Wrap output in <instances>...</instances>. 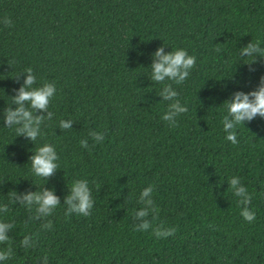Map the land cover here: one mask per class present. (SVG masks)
I'll use <instances>...</instances> for the list:
<instances>
[{
    "label": "trees",
    "instance_id": "trees-1",
    "mask_svg": "<svg viewBox=\"0 0 264 264\" xmlns=\"http://www.w3.org/2000/svg\"><path fill=\"white\" fill-rule=\"evenodd\" d=\"M257 40L264 50V0H0V206L9 209L0 221L14 225L0 244L12 257L0 264H46L45 254L48 264H264V118L237 126L235 145L222 125L225 101L261 85L264 56L241 55ZM160 47L196 57L182 84L151 79ZM27 68L33 87H56L52 120L33 113L44 117L35 142L5 123ZM167 85L188 108L175 127L162 119L175 102L160 95ZM61 120L71 126L62 129ZM45 143L59 157L47 180L30 168ZM232 177L252 196L251 223L240 215ZM78 179L91 189V214L65 217ZM44 190L60 201L47 218L32 220L35 206L10 202V193ZM145 222L148 231H134ZM160 225L177 231L157 239ZM25 235L34 247H21Z\"/></svg>",
    "mask_w": 264,
    "mask_h": 264
},
{
    "label": "clouds",
    "instance_id": "clouds-1",
    "mask_svg": "<svg viewBox=\"0 0 264 264\" xmlns=\"http://www.w3.org/2000/svg\"><path fill=\"white\" fill-rule=\"evenodd\" d=\"M6 27H11V20L9 18L4 19ZM260 41H253L248 44L247 47L242 49L241 55L253 59L254 53H259L264 56V50L259 48ZM220 46L216 47V51H220ZM196 64V57L191 56L184 49H176L169 54H164V48L160 47L153 58L151 65V79L156 83L172 81L177 85L182 84L190 75L191 70ZM28 73L24 86L19 89L17 94L12 98V103L17 105L15 111L10 108L5 112V123L11 128L13 125H20L15 129L16 135H23L35 142L41 137L40 125L44 121L42 116H34L35 111H48L49 104L56 93V87L53 83L45 82L40 87H33L36 84V76L33 74L31 68L25 69ZM164 97V100L175 102L168 106L167 112L162 116V119L168 122L171 126H176V117L186 113L188 108L181 106L178 97V92L173 91L171 85L164 87L163 92L160 93ZM25 103L30 105L29 108H25ZM225 109V115L222 118V125L224 133H227L225 139L230 141L233 145L237 144V135L235 129L237 126L245 122H251L257 116L264 118V77L261 78V85L258 90L244 94L243 92H237L234 94L230 101H225L223 105ZM53 113L48 111V120H52ZM59 126L62 129H68L71 126V120L65 122L61 120ZM92 139L96 143H102L104 135L101 133H92ZM81 147H86V141H80ZM59 157L54 146L45 143L43 146L36 148L35 154L30 157L31 172L35 177L47 180V178L54 175L58 168ZM231 189L234 191V195L241 199L238 200V205L241 207L240 215L243 219L251 223L255 220V212L250 210L249 205L252 202V196L248 193L244 187H239V179L232 177L229 181ZM99 188V185H97ZM152 189H146L142 195L141 200L148 197ZM71 194L66 197L65 204V217H70L72 214L79 216H89L94 205L92 198V192L89 188L87 180L78 179L73 181L70 186ZM11 198H16L19 202L23 203L25 208L29 211H33L35 206L34 215L32 220H41L51 216L55 210L60 206L59 198L53 191L44 190L43 192L37 191L35 193L29 192L28 194L16 197V194L10 193ZM147 204H152V200L146 201ZM0 211L5 213L9 212L7 206H0ZM147 215V211H140L137 213L138 218H143ZM46 228H52V221L47 220ZM14 225L0 221V244L9 243L10 238L8 236L9 229ZM150 228V225L145 222L138 228H135L136 232H146ZM177 231L176 228H165L163 225L155 228L153 234L157 239L167 238L173 236ZM38 235V233L36 234ZM30 240L33 242L30 244ZM35 246L33 236L25 235L21 240V247L27 249ZM11 247L6 250L0 251V262L7 261L12 257ZM46 264H48V256H43Z\"/></svg>",
    "mask_w": 264,
    "mask_h": 264
}]
</instances>
